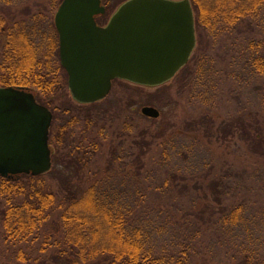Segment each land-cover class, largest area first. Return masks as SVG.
<instances>
[{
	"label": "rangeland",
	"instance_id": "obj_1",
	"mask_svg": "<svg viewBox=\"0 0 264 264\" xmlns=\"http://www.w3.org/2000/svg\"><path fill=\"white\" fill-rule=\"evenodd\" d=\"M41 1L47 4L46 0ZM113 6L98 17L101 24L118 7ZM56 9L48 11L45 7L47 21L44 18L42 31L47 30L50 22L54 23ZM250 22L252 33L246 29L242 36L235 37V33L219 29L214 40L204 37L207 60L200 64L201 71L197 74L190 71L191 66L183 67L172 79L157 86L114 80L110 92L94 111L98 125L93 129L99 130L102 126L103 131L99 157L87 173H77L75 169L65 173L72 183L85 186L100 179L103 168L111 163L109 181L127 180L136 165L134 156L139 152L131 140L142 141L140 163L145 166L142 193L148 199L159 194L156 203H161L163 209L161 214H151L148 218L159 243L171 246L188 242L186 245H196L200 253L201 244L206 255L204 260L209 264H237L241 252L254 260L252 264H264V132L254 140V129L259 125L264 127L260 105L264 73L255 74L245 62L247 53L264 54V33H257L263 44L248 50L245 46L248 36L256 42L260 40L255 34L256 22L260 21L255 18ZM261 29L259 25L256 27L257 32ZM198 31L196 28L194 53L202 41ZM1 62L0 51V73ZM64 73L62 83H66L47 100L49 104L52 100L50 109L57 115L55 126L70 120L71 114L64 110L68 103L72 105L76 121L71 134L68 132L71 141L84 135L88 122L94 124V121L77 108L79 103L71 97ZM145 105L157 108L159 117L144 116L140 110ZM247 133L253 138L244 137ZM60 179L46 180L58 201L65 194ZM214 180L217 186L212 189L210 183ZM162 181L172 182L171 187L149 188L150 184ZM125 193H133V188L128 185ZM229 198L243 203L242 222L233 234L220 223H213L209 216L208 205L218 211L219 206L228 204ZM2 203L0 199V208ZM209 224L206 233L192 238L196 228ZM2 232L0 223V262H8L15 256L3 243ZM51 251L52 248L48 249L46 256ZM30 256L35 257L36 253ZM202 258L199 254L195 262L201 263Z\"/></svg>",
	"mask_w": 264,
	"mask_h": 264
},
{
	"label": "trees",
	"instance_id": "obj_2",
	"mask_svg": "<svg viewBox=\"0 0 264 264\" xmlns=\"http://www.w3.org/2000/svg\"><path fill=\"white\" fill-rule=\"evenodd\" d=\"M46 1L44 5L41 0H0V86L26 88L33 92L37 102L50 109L52 100L49 104L47 99L52 98L66 81L62 83L65 70L59 61L58 34L54 23L50 22L47 30L42 31L45 7L48 11L54 10L61 0ZM101 1L109 10L125 0ZM190 3L201 40L204 37L214 40L219 29L235 33V37L242 36L246 29L252 33L250 19L255 18L260 21L255 25L256 36L264 33V0H190ZM258 25L262 28L260 32L256 31ZM246 40L248 50L263 44L261 39L256 42L250 36ZM203 47L202 40L201 46L195 53L193 50L184 66H191L190 71L194 74L201 71L200 64L207 60ZM258 54L249 56L247 53L245 62L255 74L261 75L264 73V54ZM98 102L77 104V108L84 111L94 124L88 122L85 134L71 141L69 135L76 121L72 105L68 103L64 110L71 114L65 125L55 126L57 115L50 109L52 121L54 119L49 132L52 166L47 172L0 176L2 240L15 256V259L0 264H209L204 260L206 255L201 244L200 253L196 245H186L188 242L171 246L159 243L148 218L151 214H161L163 209L161 203H156L159 194L148 199L142 193L141 178L145 171L144 164L140 163L142 141L131 140V144L139 147V152L134 156L136 165L127 180L109 181L111 163L103 168L100 179L88 185H76L66 178L65 173H70L71 169L87 173L101 153L102 126L99 125V130L93 129L98 125L97 114L94 115ZM260 105L264 113V85L260 91ZM90 110H93L91 116ZM262 132V125L255 128L254 140ZM244 137L253 138L250 133ZM48 178H61L60 183L65 190L62 200L58 201L56 192L46 181ZM171 183L162 181L161 184H150L149 188H170ZM128 185L133 188V193H125ZM216 186L217 181H211L210 187L215 189ZM208 207L213 223H220L230 234L242 222V202H233L229 198L228 204L219 206L218 211ZM209 229L210 224L196 228L192 238L201 237ZM180 245L183 247L178 248ZM50 248L52 251L46 256ZM33 253H36L35 257L30 256ZM199 254L203 255L201 263L195 262ZM243 261L247 264L254 262L248 254L241 252L237 264H244Z\"/></svg>",
	"mask_w": 264,
	"mask_h": 264
},
{
	"label": "water",
	"instance_id": "obj_3",
	"mask_svg": "<svg viewBox=\"0 0 264 264\" xmlns=\"http://www.w3.org/2000/svg\"><path fill=\"white\" fill-rule=\"evenodd\" d=\"M101 0H61L54 25L59 61L71 97L80 104L103 100L112 81L161 85L186 65L196 45L190 0H125L101 26ZM158 118L153 106L141 107ZM51 110L33 92L0 86V176L41 175L51 166Z\"/></svg>",
	"mask_w": 264,
	"mask_h": 264
},
{
	"label": "flooded vegetation",
	"instance_id": "obj_4",
	"mask_svg": "<svg viewBox=\"0 0 264 264\" xmlns=\"http://www.w3.org/2000/svg\"><path fill=\"white\" fill-rule=\"evenodd\" d=\"M101 4L104 5V4L102 3V1H101ZM104 7H105V6H104ZM105 10H106V9H105ZM103 14H104V13H103ZM101 15H102V14H101ZM99 16H100V15L95 16V22H96V24H97V25H101V26L105 25V24L108 22L109 19L107 20V22H106L105 24H104V23L101 24V23L99 22V20H98V17H99ZM195 33H196V27H195Z\"/></svg>",
	"mask_w": 264,
	"mask_h": 264
}]
</instances>
